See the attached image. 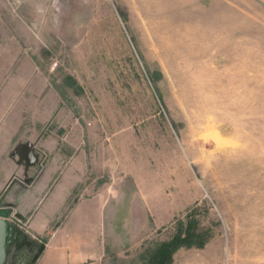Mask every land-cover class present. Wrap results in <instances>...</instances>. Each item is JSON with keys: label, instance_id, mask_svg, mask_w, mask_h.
I'll use <instances>...</instances> for the list:
<instances>
[{"label": "rangeland", "instance_id": "374dc122", "mask_svg": "<svg viewBox=\"0 0 264 264\" xmlns=\"http://www.w3.org/2000/svg\"><path fill=\"white\" fill-rule=\"evenodd\" d=\"M3 53L32 148L118 207L106 264H264V0H0Z\"/></svg>", "mask_w": 264, "mask_h": 264}, {"label": "crops", "instance_id": "0c3cea01", "mask_svg": "<svg viewBox=\"0 0 264 264\" xmlns=\"http://www.w3.org/2000/svg\"><path fill=\"white\" fill-rule=\"evenodd\" d=\"M11 65V57L0 54V219L32 244L42 242L29 251L31 264H106L118 207L102 190L82 193L86 163L69 147L42 140L46 159L32 148L38 131L28 127L27 97L22 98L26 69L11 77Z\"/></svg>", "mask_w": 264, "mask_h": 264}, {"label": "water", "instance_id": "95a60500", "mask_svg": "<svg viewBox=\"0 0 264 264\" xmlns=\"http://www.w3.org/2000/svg\"><path fill=\"white\" fill-rule=\"evenodd\" d=\"M10 233V225L0 219V264H5L6 261V245Z\"/></svg>", "mask_w": 264, "mask_h": 264}, {"label": "trees", "instance_id": "16d2710c", "mask_svg": "<svg viewBox=\"0 0 264 264\" xmlns=\"http://www.w3.org/2000/svg\"><path fill=\"white\" fill-rule=\"evenodd\" d=\"M176 240L177 239H174L173 240V242L171 243V244H168V243H165V244H163V251H160L157 255H156V257H159V258H164V256H165V259H166V257H167V253H166V251H164V249H165V247H169V248H171L172 246H173V244H174V241L176 242ZM181 240V242H184L186 239H180ZM190 240V239H189Z\"/></svg>", "mask_w": 264, "mask_h": 264}]
</instances>
